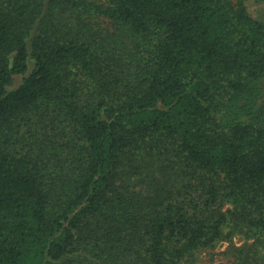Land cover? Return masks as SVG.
Listing matches in <instances>:
<instances>
[{
	"label": "trees",
	"instance_id": "obj_1",
	"mask_svg": "<svg viewBox=\"0 0 264 264\" xmlns=\"http://www.w3.org/2000/svg\"><path fill=\"white\" fill-rule=\"evenodd\" d=\"M100 1L0 0V264H187L225 225L264 233V23ZM86 8L130 37L127 78L52 20Z\"/></svg>",
	"mask_w": 264,
	"mask_h": 264
},
{
	"label": "rangeland",
	"instance_id": "obj_2",
	"mask_svg": "<svg viewBox=\"0 0 264 264\" xmlns=\"http://www.w3.org/2000/svg\"><path fill=\"white\" fill-rule=\"evenodd\" d=\"M95 2L102 3L100 0ZM243 2L248 14L264 23V0H243ZM65 11L67 10L54 11L52 20L67 22L72 32H83L88 36L87 39L98 43L102 56L115 60L114 63L127 78L131 73L134 57L130 50V37L121 25L95 13L91 8L77 13ZM32 68L33 61L30 59L28 73ZM22 80L23 76L16 75L12 87L19 86ZM80 264L93 263L81 260ZM187 264H264V233L248 230L234 223L225 225L221 239L213 246L193 253L188 258Z\"/></svg>",
	"mask_w": 264,
	"mask_h": 264
}]
</instances>
